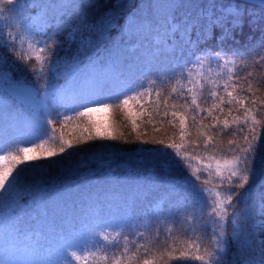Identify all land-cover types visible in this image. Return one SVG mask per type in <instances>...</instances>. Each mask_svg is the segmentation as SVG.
I'll return each mask as SVG.
<instances>
[{"label": "snow or ice", "instance_id": "obj_1", "mask_svg": "<svg viewBox=\"0 0 264 264\" xmlns=\"http://www.w3.org/2000/svg\"><path fill=\"white\" fill-rule=\"evenodd\" d=\"M19 3L20 0H0V48H7L16 62L32 74L38 84L37 96L41 92L45 98L48 96V71L60 46L57 39L60 35H65L77 46L74 75L88 74L101 80L103 87L98 94L80 95L73 106L66 107L63 112L46 108L45 100L41 98L40 134L34 140L25 142L32 146L20 147L14 142L0 148V152L7 153L0 155V203L15 213L4 225L5 258L0 264H44L45 257H54L52 264H169L171 259H175L177 264H227L229 244L239 250L242 264H250L248 257L254 248H258L261 264H264V239L255 243L256 236L249 230L252 212L244 200L247 195L244 190L256 175L257 161L264 165V141L261 139L264 94L257 97V93L264 90V24L261 23L264 21V0H260L258 5L260 14L248 7L251 0H236V3L227 5L219 0H166L164 3L143 0V7L136 5L138 11L130 14V19L126 16L123 22L115 12L123 6L121 3H114L110 13L91 19L84 12L90 6L84 0H33L34 16L24 20L17 15L15 6ZM245 24L253 32L259 29L261 39L250 49L248 45L226 49L224 45L228 40L239 43L237 33L242 34ZM116 28L120 29L121 44L128 43L129 36L139 40L140 48H144L145 42L148 44V56L143 57L147 64L138 68V75L131 86L122 88L114 85L123 80V72L110 76L103 61L97 64L96 60L87 57L88 51L99 49L106 34L110 38ZM45 29L52 31V36L44 41L35 39ZM217 29L219 35H216ZM213 38L215 49L207 47ZM80 54L85 55L87 64L78 58ZM6 63L7 59L0 57V84L12 87V79L3 71ZM234 92L238 94L233 95ZM146 94L156 96L157 115H160L161 103L165 118L169 116L168 109L171 107L173 119L167 120V123L172 125L173 136L176 135L174 121H179V144L166 143L164 139L150 141L138 138V142L160 146L144 149L150 165L165 174H170L174 168L186 173L175 178L176 185L173 187L175 190L178 185L184 190L183 193L175 192L177 200L174 207L183 210L179 231L186 233L187 239L180 240L172 235V226L177 224L176 218L172 217L163 240V251H160L159 243L155 245L160 251L157 257L146 244L138 243L147 239L144 232L133 230L126 234L124 231L126 228L133 229L131 221L137 216L133 202L127 205L130 212L123 213L119 218L110 208L107 212L101 208L86 222L84 231L77 238L59 233L50 238L43 231H33L38 238L25 244V259H12L21 251L19 248L13 251V242L21 237L28 238L27 231L20 227L23 221L19 216L20 205L16 196L28 176L40 170L35 162L45 161L51 169L57 163V157L63 159L72 155L68 150L77 151L80 143L123 139L122 135L112 132L102 133L93 125L97 128L96 134L89 133L83 137L82 133L78 145H73L64 139L63 132L57 134V125L64 127L74 119L90 117L93 112L112 107L127 109L130 101L139 102ZM170 100L175 102L169 105ZM245 101L249 106L245 105ZM222 105L228 106L229 116H232L233 110L237 113L232 116L234 127L230 128L227 119L220 124L218 117L213 115L217 110L224 113ZM201 113H206L201 120L210 117L215 121L204 127L215 131L206 135L198 129V137L191 141L189 148L184 143L185 136L190 135L185 131L189 116L196 125L200 122L197 116ZM128 115L132 113L129 111ZM132 126L135 131L134 119ZM221 136L231 137L226 149L218 147L217 138ZM201 138L203 151H211L213 155L207 157L209 162L202 168L193 169L192 161L200 157ZM128 142L124 140V143ZM220 152L231 158L221 162L216 159V154ZM213 160L215 169L211 163ZM5 161L8 163L5 164ZM214 178H218V183H213ZM42 213L47 215V207L42 209ZM255 215L258 217L255 233L264 234V192L260 194ZM129 234L133 236L131 244L135 245L134 251L130 250ZM174 242L180 245L178 257H172L169 251L177 250ZM150 252L152 258L148 259L146 257ZM166 256L168 259H165Z\"/></svg>", "mask_w": 264, "mask_h": 264}, {"label": "trees", "instance_id": "obj_2", "mask_svg": "<svg viewBox=\"0 0 264 264\" xmlns=\"http://www.w3.org/2000/svg\"><path fill=\"white\" fill-rule=\"evenodd\" d=\"M65 2H69V0H65ZM160 2L164 3L166 0H160ZM219 2L227 5L228 3H236V0H219ZM84 3L90 5L84 9V12L91 19L110 13L114 3H121L123 6L115 9L121 22L126 16L130 19V14H135L138 11L136 5L143 7V0H84ZM32 4L33 0H20V3L15 6L17 15L21 20L34 16ZM248 7L254 8L258 14L261 13L258 6L248 4ZM261 23L264 24V21ZM52 34V31L45 29L40 31L35 39L44 41ZM216 35H219L218 29ZM57 39L60 46L56 49L48 71V96L46 98L43 92L37 96L38 84L34 81V77L22 64L16 62L7 48H0V57L7 59V63L3 65V71L12 79L13 86L19 84L31 88L38 100L44 98L46 108L63 112L66 107H72L75 101L70 99L68 92L73 91L77 95L80 94L84 87L82 81L88 79V74L74 75L76 71L74 58L78 55L77 46L75 43L70 42L65 35H60ZM237 39L239 40L238 44L228 40L224 47L226 49L244 48L245 45H248L250 49L252 44L261 39V33L259 29L254 32L251 31L248 25L245 24L242 34L237 33ZM127 40L128 43L121 44L120 29L116 28L111 33L110 38L106 34L99 49L92 48L87 53V57L96 60L97 64L101 61L104 62L105 66L112 64L115 75L120 73L119 70L124 73L123 78H127V80L122 83L115 82L114 86L116 88L131 86V82L138 75V68L147 64V61L143 59V57L148 56L147 42L144 48H140L139 40L131 36L127 37ZM136 43L139 44V47L135 48L140 54L138 59H134L132 53L128 51L129 47ZM207 47L216 48L215 38L208 42ZM78 58L83 60L85 64L88 63L85 55L80 54ZM13 86L0 84V148L7 147L14 142L19 143L20 147H26L29 144L25 142L34 140L40 134L41 106L35 107L30 102L21 100L13 92ZM101 88L97 87L96 94L99 93ZM229 90L231 91V89ZM91 93L95 95V93ZM237 94V92L233 93V95ZM261 94H264V90L258 92L257 97ZM240 95H243V93H240ZM156 100L154 94H146L139 99V102L130 101L127 109L112 107L101 111L103 116L105 115L104 119L103 116H97L99 113L96 115L93 112L90 117L74 119L64 127L57 125V134L63 132L64 139L70 141L73 145H78L82 133L83 137H87L89 133L95 135L97 128L93 125L97 126L102 133L105 131L112 132L118 136L122 135L123 139L119 141L95 140L90 141L88 144L80 143L77 151L68 150L72 152V155H66L63 159L57 157V163L51 169L47 167L45 161L35 162L40 170L28 176L23 189L16 196V200L20 205L19 216L23 221L20 223V227L27 232L30 230L36 233L43 231L50 238H54L58 233L77 238L84 231L86 222L98 214L101 208L105 212L110 208L119 218L123 213L130 212L127 205L135 202L137 216L131 221L133 229L126 228L124 231L126 234L133 230L144 232L147 239L139 240L138 243L146 244L155 252L157 257L160 256V251H163V240L171 224L172 217L177 220V224L172 226V235L180 240L187 239V234L179 231V220L183 216V210H177L174 207L177 200L175 192L183 193L184 190L178 185L175 190L173 187L176 185L175 178L183 177L186 173L174 168L170 174H165L159 168L150 165L144 149H153L160 146L151 143L145 145L138 142V138L150 141L164 139L166 143L175 142L179 144L181 142L179 139V121H174L176 125L175 136L172 135V125L167 123V120L173 119L170 114L171 107L168 109L169 116L165 118L163 117L164 107L161 103L159 107L160 115H157L155 111L157 107ZM173 102L175 101L170 100L169 105ZM245 105L249 106L248 101H245ZM91 107H95V105ZM222 107L225 109L224 113L217 110L213 115L218 117L220 124H223L224 120L227 119L230 128L234 127L231 123L232 116L237 115V113L233 110L232 116H229L227 114L228 106L222 105ZM129 111L132 113L131 116L128 115ZM69 115H72V113L69 112ZM202 116H206V113L197 116V120L200 122L196 125H193L191 116H189L188 128L185 131L190 135H186L184 138V143L189 148L191 147V141L196 140L198 137V129L199 132L206 135H211L215 131L214 129L209 131L208 128L204 127V125L210 126L215 121H212L210 117L201 120ZM133 119L136 122L135 131H133L132 126ZM150 120L151 122H149ZM84 129H88V131H84ZM156 129H159V131ZM229 139H231L230 136L218 137V147L226 149ZM261 139L264 141V128L261 129ZM124 140L129 142L124 143ZM199 142L201 144L200 157L192 161L193 169L202 168L204 164L209 162L207 157L213 155L211 151H203L202 138ZM0 154L7 155L3 152H0ZM230 158L224 152L216 154V159H220L221 162H223V159ZM4 163L7 164L8 162L5 161ZM211 163L213 169H215V160ZM19 167H23V165ZM256 169V175L244 190L247 193L244 200L252 212L249 230L256 236L255 243L258 244L260 239H264V234L256 235L254 221L257 218L255 215L256 205L261 192H264V165L257 161ZM213 183H218V178H214ZM160 195H166L161 208L158 210L151 209L149 207L150 203ZM44 207H47V215L42 213ZM14 215L12 209L5 208L0 203V262L5 258L4 225ZM128 238L130 250L134 251L135 245L131 244L133 236L129 234ZM157 243L160 244V251L156 250L155 245ZM174 243L177 250L172 251V249H169V251H171L172 257H178L180 255V245ZM122 245L123 241L121 240ZM16 248H20V246L14 241L13 251ZM140 252L143 253L144 249L141 248ZM146 258L151 259L152 252ZM12 259L23 260L25 259V253H18ZM53 259L54 257H45L44 264H52ZM165 259H168L167 256ZM248 259L250 264H261L258 248L253 249ZM242 260L243 257L237 247L229 244L226 256L227 264H242ZM169 264H177V261L171 259ZM193 264H198V262H193Z\"/></svg>", "mask_w": 264, "mask_h": 264}, {"label": "rangeland", "instance_id": "obj_3", "mask_svg": "<svg viewBox=\"0 0 264 264\" xmlns=\"http://www.w3.org/2000/svg\"><path fill=\"white\" fill-rule=\"evenodd\" d=\"M137 47H139V44L136 43V44H132L128 49V51H130L132 53L134 59H138L140 57V54L135 49ZM113 69H114V66L112 64L106 65V67H105V71L108 72L110 76L115 75ZM119 72H122V71L119 70ZM87 77H88L87 80L82 81V83L84 84V87H83L80 94L77 95L73 91L68 92V96H70V99L76 100L80 95H94L91 92L96 94L97 87H103V83L101 80H98V79H96L90 75H88ZM126 80H127V78H123V80L119 81V83H122L123 81H126ZM13 92L16 93V95H18V97L21 100L28 101L31 104H33L35 107H39L41 104V100H38L36 98L35 92L29 87L17 84V85L13 86ZM38 101H40V102L38 103ZM90 106H93V105H90ZM95 107H99V106L95 105ZM95 113H96V115L99 113L97 116H103L101 111H98ZM104 116H103V119H104ZM30 146H31V144H29L26 147H30ZM165 199H166V195H160L157 197V199L152 200L149 207L151 209L158 210L161 208L162 203ZM96 208H98V207L96 206ZM257 219H258V217L254 221V227H255V222ZM16 241H17L18 245L20 246V248L25 252L26 251L25 250V244H27L29 242H34L35 241V235L32 234V231H29L27 239H25L24 237H21L19 240H16ZM20 253H22V251H20Z\"/></svg>", "mask_w": 264, "mask_h": 264}, {"label": "water", "instance_id": "obj_4", "mask_svg": "<svg viewBox=\"0 0 264 264\" xmlns=\"http://www.w3.org/2000/svg\"><path fill=\"white\" fill-rule=\"evenodd\" d=\"M259 2H260V0H251V3H249V4H253V5L258 6Z\"/></svg>", "mask_w": 264, "mask_h": 264}]
</instances>
